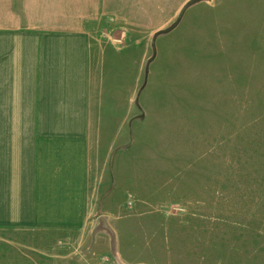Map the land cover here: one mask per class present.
I'll return each mask as SVG.
<instances>
[{
	"label": "rangeland",
	"instance_id": "1",
	"mask_svg": "<svg viewBox=\"0 0 264 264\" xmlns=\"http://www.w3.org/2000/svg\"><path fill=\"white\" fill-rule=\"evenodd\" d=\"M187 1L124 0L102 32L124 50L105 66L106 93L140 117L120 151L103 149L112 130L97 147L114 247L126 264H264V0L193 5L157 38L144 80L153 34ZM37 234L8 230L0 250L16 247L18 264L97 263L74 236Z\"/></svg>",
	"mask_w": 264,
	"mask_h": 264
},
{
	"label": "crops",
	"instance_id": "2",
	"mask_svg": "<svg viewBox=\"0 0 264 264\" xmlns=\"http://www.w3.org/2000/svg\"><path fill=\"white\" fill-rule=\"evenodd\" d=\"M123 5L0 0V234L74 236L96 264L112 253L126 264L114 247L119 217L105 203L107 179L97 175L99 142L112 130L103 149L120 151L128 116L140 121L132 108L127 120L106 93L105 66L124 50L102 32ZM15 249L0 250V264L20 263Z\"/></svg>",
	"mask_w": 264,
	"mask_h": 264
},
{
	"label": "water",
	"instance_id": "3",
	"mask_svg": "<svg viewBox=\"0 0 264 264\" xmlns=\"http://www.w3.org/2000/svg\"><path fill=\"white\" fill-rule=\"evenodd\" d=\"M204 0H189L187 1L183 6L182 8L180 9L175 21L166 29L164 30H160L156 33L153 34L152 38H151V43H150V46H151V50H152V56L148 59V61L146 62V65H145V70H144V80H146L147 78V75H148V69H149V66L150 64L154 61V59L156 58V40L159 36L161 35H165V34H168L169 32L173 31L178 25L179 23L181 22L185 12L190 8L192 7L193 5L199 3V2H202Z\"/></svg>",
	"mask_w": 264,
	"mask_h": 264
},
{
	"label": "built area",
	"instance_id": "4",
	"mask_svg": "<svg viewBox=\"0 0 264 264\" xmlns=\"http://www.w3.org/2000/svg\"><path fill=\"white\" fill-rule=\"evenodd\" d=\"M98 264H120L117 256L112 253L110 255H102L99 257Z\"/></svg>",
	"mask_w": 264,
	"mask_h": 264
}]
</instances>
